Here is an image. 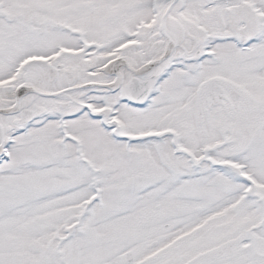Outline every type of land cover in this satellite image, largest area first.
<instances>
[{
  "label": "snow or ice",
  "instance_id": "6c2138e0",
  "mask_svg": "<svg viewBox=\"0 0 264 264\" xmlns=\"http://www.w3.org/2000/svg\"><path fill=\"white\" fill-rule=\"evenodd\" d=\"M0 264H264V0H0Z\"/></svg>",
  "mask_w": 264,
  "mask_h": 264
}]
</instances>
